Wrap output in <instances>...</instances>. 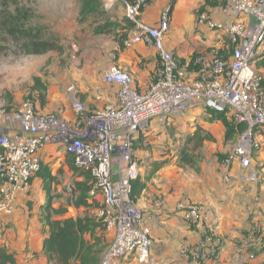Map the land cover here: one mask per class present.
Instances as JSON below:
<instances>
[{
    "label": "crops",
    "instance_id": "1",
    "mask_svg": "<svg viewBox=\"0 0 264 264\" xmlns=\"http://www.w3.org/2000/svg\"><path fill=\"white\" fill-rule=\"evenodd\" d=\"M106 1L104 18L97 17L85 23L89 25L84 34L87 39L83 46L77 47L78 53L68 59L64 57L62 61L59 58L47 62L45 71L38 76L48 84V104L43 109L38 107L42 113L56 114L73 122L75 100L81 102L89 114L106 104L116 103L117 87L104 81L111 66L130 73L136 89L141 92L156 79L161 68L156 49L144 44H125L123 36L127 30L124 27L131 19L122 0ZM171 2L154 0L139 19L158 26ZM227 4L228 0H176L165 46L180 65H188L194 55L206 54L211 48L219 49L227 60H231L230 38L221 31L199 26L197 22L198 13L206 11L224 25L235 20L252 23L247 17L232 15ZM103 19H108L117 29L109 35L95 36L94 29ZM257 61L255 69L257 66L256 71L264 76V45ZM208 108L211 107L207 103H191L183 114L174 116L166 124L154 120L148 131L134 143V156L145 170L142 179L151 170L152 163L167 161L147 184L136 204L152 231L148 264H264V127L257 132L262 148L253 153L252 169L244 170L237 162L227 164L225 161L238 144L240 135L227 140L224 123L215 119ZM198 129L203 134H210L212 140L204 142L198 149L197 165L192 168L183 165L175 154L180 155L185 149L193 153L194 143L187 145L186 140ZM174 131L175 135H172ZM149 144H155L157 148V144H163V150L153 148L149 151ZM66 155L63 146L48 145L42 153L43 173L33 180L29 190L16 194L14 208L1 215L0 246L5 247L18 264H53L44 252V242L50 235L45 224L46 206L50 201L55 210H65L55 215L54 220L92 219L101 226L93 230V237L91 233L87 234L86 239L92 243L99 239L106 250L113 240V233H108L96 217L102 205L99 193H90L89 206H74L73 196L66 189L72 180L67 178L83 179L74 178ZM147 159L150 164L145 162ZM44 173H51L56 181H46L42 176ZM251 173L257 175L256 181L249 179ZM185 201L202 207L204 221L200 226L190 227L177 211V206ZM202 243L206 246L201 251L204 258L197 260L195 253ZM216 247L218 255L209 256V251ZM120 264L141 263L130 257Z\"/></svg>",
    "mask_w": 264,
    "mask_h": 264
},
{
    "label": "built area",
    "instance_id": "2",
    "mask_svg": "<svg viewBox=\"0 0 264 264\" xmlns=\"http://www.w3.org/2000/svg\"><path fill=\"white\" fill-rule=\"evenodd\" d=\"M124 6L134 24L125 44L156 49L161 62L156 79L141 92L130 73L111 66L104 81L117 87L116 103L89 114L75 100L73 122L40 112L30 100L18 112L0 109V221L4 211L14 208L16 194L29 190L40 175L44 149L51 144L60 145L74 157L76 167L91 176V195L99 193L102 197L96 217L108 233H113V240L102 255L101 264H120L130 257L148 264L152 231L144 222L143 211L131 199L133 182L142 173L134 156V143L154 120L166 124L183 114L191 103L212 101L236 123L247 125L226 163L237 162L244 170L252 169L253 153L262 148L257 132L264 127V76L255 69L264 45V0H228L227 10L235 17L249 18L251 24L235 20L224 25L208 12L200 11L198 25L225 33L233 53L227 60L219 49L211 48L206 54L194 55L185 66L165 46L170 31L168 11L158 26H151L139 19L145 0L124 2ZM72 50L75 55L78 53L75 45ZM249 179L256 181L257 175L251 173ZM73 188L74 181L68 182L66 189L71 195ZM177 208L190 227L203 223L200 204L183 202ZM205 248L202 243L195 253L197 260L204 258L201 251ZM218 252L216 247L209 256L215 257Z\"/></svg>",
    "mask_w": 264,
    "mask_h": 264
},
{
    "label": "trees",
    "instance_id": "3",
    "mask_svg": "<svg viewBox=\"0 0 264 264\" xmlns=\"http://www.w3.org/2000/svg\"><path fill=\"white\" fill-rule=\"evenodd\" d=\"M6 4V1H12L15 3L16 10L14 13L0 11V32L6 33L10 37L14 38L16 42L21 45L22 51L27 55L44 56L51 52H60L62 47L59 44V39L52 35L46 37L42 34L41 28H28L27 25L34 13H30L28 10L21 7L20 0H0ZM137 0H122L130 4H135ZM154 0H145V7L141 8V13L149 7ZM176 0H172L170 8L168 9V15L170 16ZM80 12L79 23L85 24L90 19L97 17H103L106 14L105 4L103 0H79ZM100 23V22H99ZM133 22L127 20L126 27L127 33L123 36L124 41L128 39L129 33L133 30ZM117 27L108 19H103L102 22L95 27L94 35L102 36L113 33ZM233 50V45H230L228 52ZM223 55L222 52H220ZM264 87V83H263ZM32 98L29 100L36 107L45 108L48 104V84L43 81L41 77L35 76L33 78V85L31 87ZM39 108V109H40ZM38 109V110H39ZM214 113V118L222 121L227 129L226 139L231 140L236 135H241L247 129V125L244 123L228 122L227 112H217L212 108H208ZM40 111V110H39ZM41 112V111H40ZM212 136L210 134H203L201 129H198L193 135H188L186 144L190 145L194 143L193 153H183L181 157V163L186 166L195 168L199 155L196 154L198 149L203 146L204 142L211 141ZM142 143V141H139ZM0 148V152H1ZM66 161L71 165L74 178H82V181H75L73 188V204L75 207L89 206V195L92 191V178L89 173L82 169H79L75 165L74 157L66 155ZM167 161L152 163L151 170L147 173L145 179L140 176L133 182V189L131 194L132 201L137 204L144 191L147 189V184L156 176V174L164 168ZM43 165L40 175L43 173ZM46 181L51 183L55 182V178L51 173H44L42 175ZM64 209L55 210L52 207L51 201L46 206L45 224L50 229V235L44 242V252L48 257L50 263L53 264H101V257L105 253L106 249L101 245V241L96 239L94 243L91 240L86 239V235L91 233L92 237L94 229L100 227V223H96L92 219L78 218V219H65L54 220L55 215L64 213ZM0 264H18L15 257L8 252L5 247L0 246Z\"/></svg>",
    "mask_w": 264,
    "mask_h": 264
},
{
    "label": "rangeland",
    "instance_id": "4",
    "mask_svg": "<svg viewBox=\"0 0 264 264\" xmlns=\"http://www.w3.org/2000/svg\"><path fill=\"white\" fill-rule=\"evenodd\" d=\"M103 2L104 4L107 3L106 0H103ZM19 4L30 13H34L27 27L30 29L41 28L42 34L46 37L55 35L59 39L62 51L51 52L44 56L27 55L14 38L0 32V109H5L8 112L20 111L23 104L30 97L32 98L33 78L42 75L47 62L52 63L59 58L62 61L64 57L68 59L74 53L72 50L74 45L76 47L83 46L87 39H85L84 34L89 28L88 24L82 25L78 21L79 0H20ZM5 10L14 13L16 10L15 3L6 1V4H4L0 1V11ZM257 60L256 62H258ZM227 118L229 123H233L234 120L230 116H227ZM172 135H175V131L172 132ZM153 145L149 144V148H151L149 151H152L153 148L154 150H163V144H157L158 148L155 144ZM183 153L190 154V151L185 149L183 152L181 151L180 155L175 154V156H179L180 159ZM145 162L151 163L149 159ZM138 163L142 172H144L143 165L140 162ZM61 174H64L62 170ZM68 179L75 182L70 176H68ZM62 181L64 182L65 178Z\"/></svg>",
    "mask_w": 264,
    "mask_h": 264
},
{
    "label": "water",
    "instance_id": "5",
    "mask_svg": "<svg viewBox=\"0 0 264 264\" xmlns=\"http://www.w3.org/2000/svg\"><path fill=\"white\" fill-rule=\"evenodd\" d=\"M208 106L213 108L217 112H221L222 111V109L216 103H214L212 101L208 102Z\"/></svg>",
    "mask_w": 264,
    "mask_h": 264
}]
</instances>
